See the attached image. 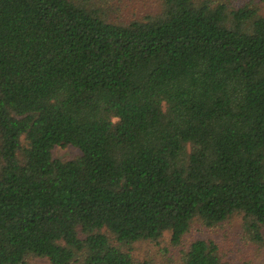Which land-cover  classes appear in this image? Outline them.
<instances>
[{
  "label": "trees",
  "instance_id": "trees-1",
  "mask_svg": "<svg viewBox=\"0 0 264 264\" xmlns=\"http://www.w3.org/2000/svg\"><path fill=\"white\" fill-rule=\"evenodd\" d=\"M112 1L0 0V264H249L188 234L264 245V0Z\"/></svg>",
  "mask_w": 264,
  "mask_h": 264
},
{
  "label": "rangeland",
  "instance_id": "rangeland-1",
  "mask_svg": "<svg viewBox=\"0 0 264 264\" xmlns=\"http://www.w3.org/2000/svg\"><path fill=\"white\" fill-rule=\"evenodd\" d=\"M159 0H114L115 7L110 11L111 16L117 19H128L140 17L146 12L155 11L158 8ZM239 2L240 0H235ZM264 6V2L262 3ZM79 153L78 149L71 146L66 147H54L52 150L53 157L56 158H73ZM213 236L215 240H219V243L228 250V247L235 253L236 256H243L249 254L252 258V262L249 264H264V245L258 246L256 244L249 243L245 246L243 242V231L241 228V220L238 217H234L230 222L220 227L214 234H210L209 230L200 229L199 226L189 232L188 239L200 236ZM140 259L145 258L142 263L144 264H177L179 263V252L181 246L172 247L166 236H164L161 244L157 247L151 245V243L138 244L137 246ZM166 249V250H164ZM148 258V259H147ZM140 263V264H142ZM28 264H49L46 258H32L28 260Z\"/></svg>",
  "mask_w": 264,
  "mask_h": 264
}]
</instances>
